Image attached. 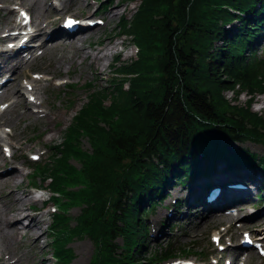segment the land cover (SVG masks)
Segmentation results:
<instances>
[{
	"label": "trees",
	"instance_id": "trees-1",
	"mask_svg": "<svg viewBox=\"0 0 264 264\" xmlns=\"http://www.w3.org/2000/svg\"><path fill=\"white\" fill-rule=\"evenodd\" d=\"M134 1L137 10L129 22L122 17L116 35H129L140 53L113 69L109 88L88 86L86 101L62 130V141L41 172L53 191L85 188L68 199L87 206L72 231L92 237L90 264H144L141 204L163 194L173 166L179 180L194 175L197 150L207 157L226 155L227 148L218 149L210 135L264 145V117L251 111L256 96L264 94V59L245 56L247 40L262 32L261 22L242 19L237 32L228 31L224 23L232 16L221 9L229 5L259 14L264 0ZM224 92H231L233 101L243 93L248 98L236 106ZM83 138L90 154L81 151ZM231 154L237 162H258L242 148ZM71 159L82 164V172L69 164ZM258 163L264 166V159ZM67 224L56 216L52 228L58 232ZM67 238L57 240L62 260L71 257ZM118 238L122 245L115 244ZM146 256L153 262V254Z\"/></svg>",
	"mask_w": 264,
	"mask_h": 264
},
{
	"label": "bare ground",
	"instance_id": "bare-ground-1",
	"mask_svg": "<svg viewBox=\"0 0 264 264\" xmlns=\"http://www.w3.org/2000/svg\"><path fill=\"white\" fill-rule=\"evenodd\" d=\"M9 2L11 0H8ZM77 4H82L86 9H89L92 6L90 0H73ZM26 2H29L27 6L28 10H31L34 16V25H36V31L33 35L38 41H40V49H44L45 53H51L58 49L67 48L72 50L74 56L70 57L69 65L74 68V60L76 57L80 61H90V69L98 70L100 66V62L102 58L107 54L103 52V49L98 48L96 50L93 49L91 44L86 47H83L84 42L90 36V32L95 31L91 30L87 32V29L79 31L74 36H61L60 28L56 25V20L51 19L48 22L46 21V12L48 9V0H20V4L24 5ZM113 0H108L107 4H111ZM120 4H114L111 6L109 11V15L113 16ZM100 10H96L93 14L99 13ZM6 13L7 15H11L12 11L8 10L7 6L0 10V14ZM36 20H39L38 22ZM45 22V23H44ZM21 39V38H20ZM17 42H19V40ZM89 51V52H88ZM18 52L13 54V57L5 59L4 53H0V71L1 73L7 74L12 72V74L17 75L19 70L22 67V64L17 61ZM56 62L53 65V69L56 70V73L49 74L48 69H44L46 73H48L51 77L61 74V65L63 64V60ZM99 71V70H98ZM74 72L73 70H66V73ZM101 72V71H99ZM13 76V75H12ZM2 77V76H0ZM97 80L100 78L97 75L94 77ZM50 80L47 83H51ZM11 80L7 83L4 93L11 94L14 98V101L10 104V106H20L24 109L21 114L16 115V119L18 121H39L42 124L46 123V131L48 134H52L57 132L56 125L62 120H65L64 112H56L50 113L53 110V105L44 99L40 104L47 105L48 112L43 113L42 119L36 116V114L31 111L29 104L25 101L23 94L16 89H12ZM37 94L34 92L33 95ZM40 99V97H38ZM38 113V111H37ZM50 113V114H49ZM7 120L5 118L0 119V126L5 125ZM1 140V137H0ZM29 139L26 140L28 142ZM253 145L260 146L257 142H252ZM23 142L19 140H15L14 144L10 145L14 151L21 150L25 148ZM222 170V168L220 169ZM244 182L249 185L255 186L257 191L264 188V179L262 176L257 173H244ZM26 175L17 168L13 166L11 162L4 160L0 155V264H21L22 259L21 256L15 257L13 253H10V257L5 259V253L9 252V250L18 244H23L30 251V264H44L46 262L45 258L37 260V255L40 250V243L43 237L47 235V231L42 228L44 223L43 217L45 215V211L42 210V204H40L37 208V211H33L31 205L34 204L33 198L34 195L32 192L26 190L22 186L21 180L24 179ZM219 180V184L222 187L221 195L217 198L214 203L206 204L202 198L199 201L196 200V196L202 191L203 181L201 179L195 181L192 184H187L184 187H180L176 189L172 194L177 198V204L174 206L172 212L166 215V224L170 221L176 219L179 215V209L186 207L190 210V214L182 216V220L188 219L191 222V225H194L196 220L198 219L197 214H202V220L199 223L200 226H203L211 221L217 220L220 222H228L231 223L234 221V214L225 215V211L229 209H237L239 213H241V217L243 216L244 210L249 207L250 200L252 198V193L248 191H240V190H230L227 187L228 182L232 179V177L228 174H218L216 176ZM166 196H169V192H165ZM228 196H232L234 198L233 201L228 200ZM259 197L257 196L256 199ZM264 212L261 211L260 213ZM160 213H165V208L160 210ZM259 213V214H260ZM257 214L256 216H258ZM28 221L27 225H22V221ZM199 226V227H200ZM250 225H244V227H249ZM166 238V235L163 230H159L154 237V241L161 242ZM230 251H228V254ZM235 264V263H234Z\"/></svg>",
	"mask_w": 264,
	"mask_h": 264
},
{
	"label": "rangeland",
	"instance_id": "rangeland-1",
	"mask_svg": "<svg viewBox=\"0 0 264 264\" xmlns=\"http://www.w3.org/2000/svg\"><path fill=\"white\" fill-rule=\"evenodd\" d=\"M5 0H0V5ZM93 1V0H92ZM120 4V7L118 8L117 12L113 15H109V11L111 9V6L114 4ZM139 2L134 0H113L111 4H107V9L105 11H100L98 15L95 18H102L105 20V26H100L102 28H96L95 31L90 32L89 38L84 42L83 47L88 46L91 44L94 50L99 48V45L101 46V49H103V52H106L104 58H102L99 66V72L98 70H91L90 69V61H80L78 57L75 58L74 68L69 65L70 63V57L74 56V53L72 50L69 49H58L53 51L49 54H44L42 57L37 59L36 61L29 62L25 67V72H21V75L19 78H23V76L26 74L27 71H30L29 73H39L41 75H47L42 72L44 68H48V73H56V70L53 69V65L60 61L61 59L65 58L63 60V64L61 65V74L56 75L54 77H62L64 80H70V82H73L72 84H75V90H69L66 87H61L59 91H55V89L50 86H45L46 84L42 85V87L45 86V92L44 96L46 100L50 103L49 105H52L56 109V111H60L61 113L64 112L65 114V120L60 121L58 124V127L56 126L57 132L48 134L45 130L46 123L43 124L39 121H31V120H25V121H18L16 119L17 114H21L24 109L20 106H15L12 109H9V111L5 114L7 123L4 125L7 129H11L12 133L14 135V139L11 140V143H14L15 140H19L20 142H23L25 145L24 149L16 150L15 151V159L18 161V166L23 163V155L24 153H28L31 151L36 145L43 144L46 146L53 145V144H59L62 140V130L65 126H69L70 120L76 109L82 105L83 102L86 101L87 92L89 90L84 87L88 83H92L94 86H98L100 88H106L109 87L108 81L113 76V69L120 64L124 62H130L131 60H134L136 58V55L133 54V44L129 35H116L118 32V22L122 19V17H125L126 20L129 22L131 21L135 11L137 10ZM27 5V4H25ZM68 12H72L73 14H80L83 12L84 14H91L98 6L99 2L96 3L95 6H91L89 9H86L84 5L78 4L77 7H74L75 2L72 0L70 3L67 4ZM84 7V8H83ZM83 8V9H82ZM48 14V11L46 12V15ZM15 18V15H7L6 13L0 14V33L1 30L7 27L9 24V21L11 19ZM234 28V27H232ZM114 36H117L116 38ZM97 43H101L97 45ZM220 42H217L216 45H220ZM254 45V43H253ZM256 50L255 53L259 56H264V41L263 43L256 44ZM89 52V51H88ZM132 52V54H131ZM119 58V62L115 61L116 58ZM118 62V63H117ZM66 70H73L74 72H70L69 74L66 73ZM97 75L99 80L94 78ZM49 76V75H47ZM55 80V79H54ZM93 86V87H94ZM17 87V86H15ZM95 88V87H94ZM20 92H23L19 89ZM65 92V93H64ZM224 97L227 101H229L231 104L236 106H244V103L247 100V96L243 93L239 96L237 101H233L234 95L231 92H224ZM73 101L74 105L72 106L71 110L67 109V111H64L62 109L64 103ZM61 103V105H60ZM108 104V101L104 102V105ZM251 111L260 114L262 117H264V95H257L254 101L251 105ZM53 112V110H52ZM23 123V124H22ZM36 127V131L31 128ZM45 132V135H40L41 132ZM29 139L28 142L26 140ZM232 148L242 147L244 149L249 150L250 152L256 154L257 156L264 157V147L256 146L250 143H244V144H232ZM82 148L86 151L90 150V146L88 144V141L86 139L82 140ZM47 150H49L47 148ZM49 154V151H48ZM48 156H45L43 160H46ZM21 162V163H19ZM73 165L78 166L79 164L75 161H71ZM26 169V168H25ZM23 169L22 172H30L29 169ZM23 173V174H24ZM38 183H41V181L38 179ZM47 183V182H46ZM23 188H25V182L22 180ZM173 193V192H172ZM171 193V194H172ZM264 193V192H263ZM50 205V204H49ZM48 206H45L43 210H45L46 213H48ZM163 206V205H162ZM264 210V201L260 205L253 204V207H251L248 212L245 211L243 214H258L261 211ZM79 213V209H72L69 211L68 215L69 217H75ZM49 215V213H48ZM48 215H45V223L46 227L50 224V220L48 219ZM198 219L194 223V225H187L190 223V220H186L183 224V228L181 229V232H178L177 230H174L172 232H167L166 235H168V238L163 240L161 243H154L152 244L151 249H155L156 247L160 246L159 244H162L161 246L167 245L168 243H171L174 248L176 249H183L187 245H191L192 239H196V242L201 241L198 243L203 248V245L205 244V239L209 234L213 226H208L209 223L200 226L199 223L201 222L202 218L198 214ZM163 219V214L161 213L160 217H156V221H160ZM45 223L42 225L43 229L45 227ZM249 223L256 224L259 228V235L264 234V212H262V215L255 219H250ZM71 225H73V222H71ZM177 225V224H176ZM200 226V227H199ZM208 226V227H207ZM48 237H43L40 243V252L43 254H39L37 257V260H40L42 258H48L49 259V253L51 252V247L48 245L49 240ZM204 239V241H202ZM263 241H264V235H263ZM118 243H120V240H118ZM21 247V246H20ZM20 247L14 246V250L18 253L21 252ZM70 247L73 249L74 252V260L71 262V264H87L88 259L91 256L93 252V245L88 239H83L82 241H73L70 244ZM150 249V250H151ZM204 249V248H203ZM23 264H29V262L24 261ZM255 264V262L253 263Z\"/></svg>",
	"mask_w": 264,
	"mask_h": 264
},
{
	"label": "snow or ice",
	"instance_id": "snow-or-ice-1",
	"mask_svg": "<svg viewBox=\"0 0 264 264\" xmlns=\"http://www.w3.org/2000/svg\"><path fill=\"white\" fill-rule=\"evenodd\" d=\"M69 23H73V22L70 21Z\"/></svg>",
	"mask_w": 264,
	"mask_h": 264
}]
</instances>
